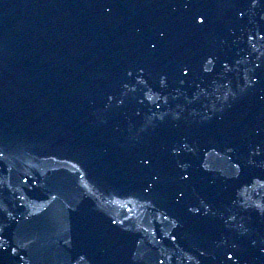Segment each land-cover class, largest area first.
<instances>
[{"label": "water", "instance_id": "obj_1", "mask_svg": "<svg viewBox=\"0 0 264 264\" xmlns=\"http://www.w3.org/2000/svg\"><path fill=\"white\" fill-rule=\"evenodd\" d=\"M226 252L264 264V4L0 0V264Z\"/></svg>", "mask_w": 264, "mask_h": 264}, {"label": "snow or ice", "instance_id": "obj_2", "mask_svg": "<svg viewBox=\"0 0 264 264\" xmlns=\"http://www.w3.org/2000/svg\"><path fill=\"white\" fill-rule=\"evenodd\" d=\"M255 3H262V4H264V0H255ZM240 15L243 16V15H244V12L241 11V12H240ZM200 23H201V24L204 23L203 18L200 19ZM152 48H156V44L153 43V44H152ZM181 72H182V74H183L185 77H187L188 73H187V71H186L185 69L182 68V69H181ZM145 162H146V161H145ZM182 179H183L184 181H187V180H188V176L182 174ZM181 194H182V193H181ZM236 255H237V257H239V256H240V252L237 251V252H236ZM225 257H226V259L228 260V264H229L230 261L232 262L233 258H232V256H229V255L227 254V252L225 253ZM161 264H162V262H161Z\"/></svg>", "mask_w": 264, "mask_h": 264}]
</instances>
